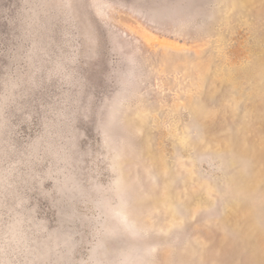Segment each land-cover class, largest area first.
<instances>
[{
    "label": "rangeland",
    "instance_id": "1",
    "mask_svg": "<svg viewBox=\"0 0 264 264\" xmlns=\"http://www.w3.org/2000/svg\"><path fill=\"white\" fill-rule=\"evenodd\" d=\"M0 264H264V0H0Z\"/></svg>",
    "mask_w": 264,
    "mask_h": 264
}]
</instances>
